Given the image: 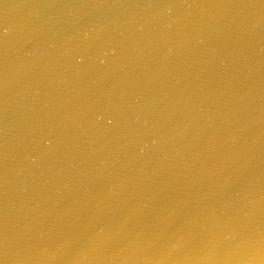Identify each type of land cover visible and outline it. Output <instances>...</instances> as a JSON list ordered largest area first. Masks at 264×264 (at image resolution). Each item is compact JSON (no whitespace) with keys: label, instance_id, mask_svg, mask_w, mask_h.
I'll return each mask as SVG.
<instances>
[{"label":"water","instance_id":"obj_1","mask_svg":"<svg viewBox=\"0 0 264 264\" xmlns=\"http://www.w3.org/2000/svg\"><path fill=\"white\" fill-rule=\"evenodd\" d=\"M0 264H264V0H0Z\"/></svg>","mask_w":264,"mask_h":264}]
</instances>
